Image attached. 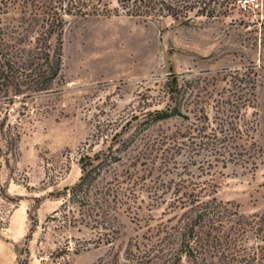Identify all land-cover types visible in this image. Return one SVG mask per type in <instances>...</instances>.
Listing matches in <instances>:
<instances>
[{"label": "rangeland", "instance_id": "1", "mask_svg": "<svg viewBox=\"0 0 264 264\" xmlns=\"http://www.w3.org/2000/svg\"><path fill=\"white\" fill-rule=\"evenodd\" d=\"M206 1L212 15L197 6L184 19L101 0L95 15L67 17L50 88L0 93V264H62L67 241L70 264H264L243 251L251 231L227 245L228 220L225 234L208 218L190 232L192 192L225 219L264 213V0ZM255 118L247 163L192 149ZM86 170L106 229L58 213ZM100 231L112 242H96Z\"/></svg>", "mask_w": 264, "mask_h": 264}, {"label": "trees", "instance_id": "2", "mask_svg": "<svg viewBox=\"0 0 264 264\" xmlns=\"http://www.w3.org/2000/svg\"><path fill=\"white\" fill-rule=\"evenodd\" d=\"M120 6L130 15L146 17H166L190 19V12L197 6L202 8L198 13L212 15L209 3L206 0H119ZM101 0H0V93L5 94L12 89L14 95L41 92L50 88L51 84L58 77L62 62V36L67 22V17H83L95 15L99 11ZM16 14V17L9 16ZM56 36V45L53 48L51 39ZM6 94V95H7ZM178 110L171 109L156 114L163 115L162 118L172 117ZM247 127L243 128V125ZM231 131L218 135L216 131L203 136L193 150L209 149L215 155V161L247 163L244 157L249 155L250 150L256 152L257 144L253 134L257 130V120L247 122H229ZM251 125V126H250ZM223 131V129L221 130ZM225 132V131H224ZM249 144V145H248ZM259 151H261L259 149ZM218 157V158H217ZM222 158V159H219ZM250 156L247 157L249 159ZM255 165L254 162H252ZM93 170H86L80 182L67 189L61 212L64 221L69 226L77 227V224H84L85 227H107L104 222L101 200L93 199L90 195ZM194 196L191 200V212L195 216L190 219L191 226H197L205 218L210 223L217 222L222 234L224 223L228 220L229 227L224 236L227 245H238L246 243L243 241L245 232L251 231L255 234L253 244L247 248L253 251L254 255H264V213L252 217L237 214L234 219L231 216L224 218L220 213L228 208L223 207L221 202L213 197L212 200L203 201L195 192L189 194ZM108 205V204H107ZM230 212V211H229ZM222 217V218H221ZM221 218V219H220ZM91 220L94 221L93 224ZM219 221V222H218ZM213 225V224H211ZM194 226L190 227L191 234L195 233ZM217 226V225H216ZM215 228V227H214ZM216 229V228H215ZM110 234L99 232L96 242H112ZM209 236V235H208ZM217 242H223L222 237H215ZM242 241V242H241ZM241 245V244H240ZM72 246L67 241L60 250H57L56 257L65 260L62 264H70V253ZM249 255L251 259L254 256ZM53 264L59 261L53 259Z\"/></svg>", "mask_w": 264, "mask_h": 264}, {"label": "built area", "instance_id": "3", "mask_svg": "<svg viewBox=\"0 0 264 264\" xmlns=\"http://www.w3.org/2000/svg\"><path fill=\"white\" fill-rule=\"evenodd\" d=\"M256 0H239V2L246 7L247 4L249 3H253L255 2Z\"/></svg>", "mask_w": 264, "mask_h": 264}]
</instances>
